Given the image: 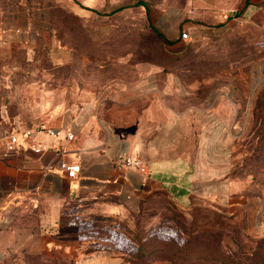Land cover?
<instances>
[{"label":"crops","instance_id":"obj_1","mask_svg":"<svg viewBox=\"0 0 264 264\" xmlns=\"http://www.w3.org/2000/svg\"><path fill=\"white\" fill-rule=\"evenodd\" d=\"M147 6L150 23L174 53L189 40L229 32L241 15L260 16L264 27V0H157ZM182 31L191 39L183 41ZM40 37L43 55L26 51V67L0 70V263L27 229L19 226L25 218L37 215L50 228L79 200L135 210L159 192L181 208L199 197L264 231V200L242 192L244 179L231 174L233 139L246 127L245 109L252 104L247 97L264 86V57L234 70L236 81L223 71L186 83L160 64L134 62L128 53L106 62L61 44L48 31ZM37 123L59 134L38 135L41 152L27 145L6 150L9 133ZM67 133L74 139L67 141ZM124 155L138 157L152 174L117 165ZM61 161L79 163L77 177L68 178Z\"/></svg>","mask_w":264,"mask_h":264},{"label":"rangeland","instance_id":"obj_2","mask_svg":"<svg viewBox=\"0 0 264 264\" xmlns=\"http://www.w3.org/2000/svg\"><path fill=\"white\" fill-rule=\"evenodd\" d=\"M155 1L0 0V70L26 67L21 56L26 51L43 55L45 46L37 40L43 31L106 62L127 53L134 62L162 59L160 43L147 25V5ZM180 50H167L182 54L168 58L167 65L186 83L215 79L223 71L236 81L234 70L264 57L261 17L241 15L229 32L209 41L189 40ZM5 53L11 55L3 59ZM40 63H46L44 56ZM247 98L252 104L245 109L246 127L233 139L231 174L244 179L247 187L242 192L264 200V86ZM237 216L199 197L181 208L163 192L135 210L73 201L50 228L42 227L34 214L19 223L27 229L16 236V245L0 264H73L82 259L132 264L130 255L139 246L134 236H140L145 247L136 264H264V231Z\"/></svg>","mask_w":264,"mask_h":264},{"label":"built area","instance_id":"obj_3","mask_svg":"<svg viewBox=\"0 0 264 264\" xmlns=\"http://www.w3.org/2000/svg\"><path fill=\"white\" fill-rule=\"evenodd\" d=\"M180 38L183 41H187L190 39V35L187 31H182L180 33ZM58 134L59 131H55L52 127L47 126L45 123H37L23 130H18L16 132L9 133L5 141V148L8 152H14L20 147L27 145V147H29L33 151L41 152L43 148L37 136L46 135L54 137ZM65 139L67 141H71L74 139V135L72 133H67L65 135ZM60 150H58V152H60ZM115 163L117 165L135 168L145 176H150L152 174V171L146 166H144L142 161L138 157H130L124 155L121 156ZM59 166L60 169L65 172L68 178L77 177L80 171V165L77 162L68 163L66 161H61Z\"/></svg>","mask_w":264,"mask_h":264},{"label":"trees","instance_id":"obj_4","mask_svg":"<svg viewBox=\"0 0 264 264\" xmlns=\"http://www.w3.org/2000/svg\"><path fill=\"white\" fill-rule=\"evenodd\" d=\"M137 5H141V6H145L146 5V3H144V2H138L137 3ZM122 7H118V8H116V9H114V11L113 12H116V11H118V10H120ZM149 18V17H148ZM148 20V22H147V25H148V29L156 36V38H157V41L160 43V46H161V48H162V52H161V56L160 57H162V59H158V60H149V59H146V61L147 62H152V63H156V64H160V65H162L163 67H164V69H169V70H172V71H174L175 73H177L180 77H181V73L177 70V69H173V68H171V67H169L168 65H167V59L168 58H178V57H181L182 56V54L181 55H173V54H171V53H169V52H167V50H166V48H165V46H166V44H168V41L164 38V36L160 33V32H158L153 26H152V24L150 23V21H149V19H147ZM182 78V77H181ZM135 237V239H137V241H138V243H139V246H138V248L134 251V252H132L131 253V255H130V259H129V261L132 263V264H136L135 262L136 261H139L140 259H139V257L140 256H142V252H144L145 251V247H144V241L141 239V237L140 236H138V237H136V236H134ZM184 250V249H183ZM159 260V259H158ZM161 262V261H160Z\"/></svg>","mask_w":264,"mask_h":264}]
</instances>
